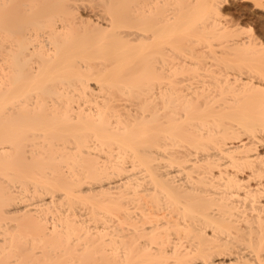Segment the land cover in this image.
<instances>
[{"label": "bare ground", "instance_id": "obj_1", "mask_svg": "<svg viewBox=\"0 0 264 264\" xmlns=\"http://www.w3.org/2000/svg\"><path fill=\"white\" fill-rule=\"evenodd\" d=\"M263 18L0 0V264H264Z\"/></svg>", "mask_w": 264, "mask_h": 264}, {"label": "rangeland", "instance_id": "obj_2", "mask_svg": "<svg viewBox=\"0 0 264 264\" xmlns=\"http://www.w3.org/2000/svg\"><path fill=\"white\" fill-rule=\"evenodd\" d=\"M264 1V0H263ZM254 5V2L253 1H248V3H247V8H245L244 7V10H246V11H254V9H257V8H254L253 7V5ZM251 7V8H250ZM231 8H232V12H234L235 13V11L238 13V12H241L240 11V9H239V7H237V6H231ZM239 10V11H238ZM246 11H244V12H246ZM259 15V16H258ZM256 16H258V17H260L261 15L260 14H257ZM262 17V16H261ZM264 19V18H263Z\"/></svg>", "mask_w": 264, "mask_h": 264}]
</instances>
